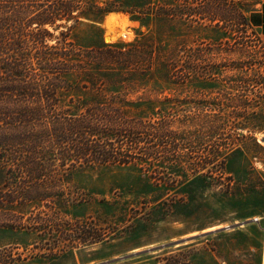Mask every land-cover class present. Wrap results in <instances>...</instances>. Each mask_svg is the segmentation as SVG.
<instances>
[{"label": "rangeland", "instance_id": "rangeland-1", "mask_svg": "<svg viewBox=\"0 0 264 264\" xmlns=\"http://www.w3.org/2000/svg\"><path fill=\"white\" fill-rule=\"evenodd\" d=\"M156 2L175 6L171 27L113 12L80 21L71 39L86 49L152 34L168 53L191 50V83L156 75L114 89L140 102L128 111L159 154L37 171L12 162L17 147L0 148L11 158L0 161V264H264V40L245 22L253 1ZM81 80L64 76L63 97L88 96ZM162 125L175 133L166 147L151 139Z\"/></svg>", "mask_w": 264, "mask_h": 264}, {"label": "trees", "instance_id": "trees-1", "mask_svg": "<svg viewBox=\"0 0 264 264\" xmlns=\"http://www.w3.org/2000/svg\"><path fill=\"white\" fill-rule=\"evenodd\" d=\"M175 10L173 4L156 0H0V148L17 147L12 162L39 171L50 170L42 164L57 161L70 172L143 162L147 155L159 154L149 147L151 140L145 142L143 118L128 111L140 102L114 89L139 85L156 75L163 83H191V50L168 53L159 36L152 34H141L132 43L85 49L72 41L71 31L82 20L96 22L113 12L153 29L165 23L171 27L178 18ZM184 16L185 21L190 14ZM245 22L249 24L248 19ZM66 75L81 77L79 88L88 96L63 97L62 92L71 90L63 84ZM165 126L162 133L151 134L162 147L175 136ZM170 146L177 150L176 142ZM2 159L11 160L4 155ZM100 241L96 238L87 245Z\"/></svg>", "mask_w": 264, "mask_h": 264}, {"label": "crops", "instance_id": "crops-1", "mask_svg": "<svg viewBox=\"0 0 264 264\" xmlns=\"http://www.w3.org/2000/svg\"><path fill=\"white\" fill-rule=\"evenodd\" d=\"M252 1H253V7L249 12L248 22L250 26L255 31H257L259 36L264 40V0H252ZM239 226H242V224Z\"/></svg>", "mask_w": 264, "mask_h": 264}, {"label": "water", "instance_id": "water-1", "mask_svg": "<svg viewBox=\"0 0 264 264\" xmlns=\"http://www.w3.org/2000/svg\"><path fill=\"white\" fill-rule=\"evenodd\" d=\"M190 240H192L191 238L190 239H182V240H180V241H177L176 243H172V245L171 246H179V245H181V244H183V243H185V242H188V241H190Z\"/></svg>", "mask_w": 264, "mask_h": 264}, {"label": "bare ground", "instance_id": "bare-ground-1", "mask_svg": "<svg viewBox=\"0 0 264 264\" xmlns=\"http://www.w3.org/2000/svg\"><path fill=\"white\" fill-rule=\"evenodd\" d=\"M257 220V219H256Z\"/></svg>", "mask_w": 264, "mask_h": 264}]
</instances>
